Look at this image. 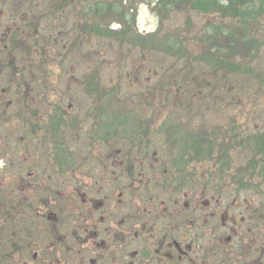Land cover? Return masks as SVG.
I'll return each instance as SVG.
<instances>
[{
  "label": "rangeland",
  "instance_id": "374dc122",
  "mask_svg": "<svg viewBox=\"0 0 264 264\" xmlns=\"http://www.w3.org/2000/svg\"><path fill=\"white\" fill-rule=\"evenodd\" d=\"M25 1L0 0V32L7 22L4 29L9 34L18 32L17 16L30 7V1L24 5ZM49 1L54 6L67 3L66 18L60 13L46 16ZM104 1L36 0L46 10L39 9L35 16L49 19L36 18L29 32V23L21 30L22 35H36L26 40V47L13 50L19 54L16 65L22 68L19 89L12 68L6 67L4 75L0 71V108L5 114L0 119V240L8 255L0 264H128L130 247L136 253L134 264H160L158 256L163 253L156 246L158 227L163 224L159 218L147 223L149 258L156 260L141 262V240L133 247L125 245L130 211L151 210L150 203L156 202L153 214L178 211L177 217L184 220L189 214L198 216L207 200L208 214L214 217L200 230L192 225L191 240L177 232L189 260L184 256L177 263L170 254L166 264H264L260 171L252 172L259 174L247 190L237 192V184L226 187L250 159L234 148L225 182L214 178L223 169L216 152L228 155V140L238 145L244 137L264 133V9L251 8L252 14L233 19L216 9L212 12L206 3L204 9H192L184 1L186 5L178 10L183 0H174L173 10L160 20L155 6L138 3L126 11L134 17L130 28L140 38L137 44L134 39L127 43L123 37L114 40L87 31L92 24L121 30L111 16L102 19ZM229 28L238 36L237 46L228 36ZM153 34L154 42L146 49L142 39ZM246 38L252 41L250 51H246ZM11 40L6 36L0 48L10 50ZM220 48L223 52H217ZM230 48H234L233 60L226 57ZM230 61L231 67L222 65ZM18 126L29 131L23 133ZM199 133L207 134L198 149ZM45 137L51 146L50 160L43 148L32 145ZM184 147L188 154L180 172L183 179L172 182L174 188L180 185L177 194L152 202L158 193L155 188L176 173L173 160L180 163ZM209 150L215 152L210 159L206 158ZM130 163H134V180L127 176ZM163 170L171 172L163 174ZM4 200L17 205H5ZM26 205L38 219L22 213L7 217ZM47 223L55 228V238ZM66 227L70 232L78 228V241L73 232L65 237ZM12 230L16 231L11 234ZM93 230L96 237L90 234Z\"/></svg>",
  "mask_w": 264,
  "mask_h": 264
},
{
  "label": "trees",
  "instance_id": "16d2710c",
  "mask_svg": "<svg viewBox=\"0 0 264 264\" xmlns=\"http://www.w3.org/2000/svg\"><path fill=\"white\" fill-rule=\"evenodd\" d=\"M22 2V0H20ZM30 1V7L26 11L25 13H20V17L19 21L20 22L18 25V32L17 33H13L11 35V33L9 34V32L5 30V37L6 36H11L12 40H11V44H10V50H16L20 47H26L27 45H25L26 40L27 39H31L33 38L34 34H29V35H25V33L22 35V28H24L23 26H26V31L29 32L31 30V28L33 27V25L36 23V18L37 20H41L43 19L44 21H46L48 18H44L43 17H36L34 12H39V9H43L46 10L45 8H42L43 6H46L44 3H36L34 0H29ZM73 0H64V2H72ZM189 2L188 5L190 8H196V9H204L206 6H204V4L206 3L209 7V10H218L217 13H221V15H229L231 18H240L243 17L244 15L247 14H252L251 13V8L252 10H263L264 9V2L262 0H183L182 2L179 3V6H176V9L181 10L182 5L186 3L184 2ZM144 2H148L149 4H152L155 10V14H157L158 18H160L163 15H166V13L168 11L173 10V3L175 2L174 0H107L104 1L103 3H101L102 5H104L102 12H101V16L102 19L104 17H109L110 19H115L116 21L119 22V26H121V30L119 31H112L109 26L104 28L105 25H102V28H99L100 26L92 24L90 25V27L88 26L87 31H93L97 36H103L106 38H110V39H114L117 40V38L119 37H123L124 40L129 43L128 39H134L135 43L139 44L140 38L136 35V33H134V29L130 28V24L134 23V17L133 16H129L128 13H126L127 10L132 11L133 7L135 5H137L138 3H144ZM20 3V2H18ZM27 0L24 2V5H26ZM67 3H61L58 6H54V4L49 1L47 4V12L43 11L41 12V16L46 12V16L48 15H52L53 17H55V15L57 13H60L61 16H63L64 18H66V11L65 10ZM128 6V7H127ZM25 7V6H23ZM168 7L171 8L170 10H168ZM188 6L184 7L185 9L189 8ZM257 7V8H256ZM189 8V9H190ZM86 11H91L89 9H86ZM213 12V11H212ZM249 12V13H248ZM68 15V14H67ZM17 18V17H16ZM9 21V20H8ZM9 23V22H7ZM7 23L5 24V26L7 25ZM219 33H222V31H219ZM218 33V34H219ZM228 36L230 38L233 39V43L238 44L239 41H237L238 36L236 35V33L233 31V29L230 30L229 28V33ZM146 37V36H145ZM154 34L153 35H147V39L143 38L142 41H144L145 45H146V49L147 46L150 43H153L154 41ZM236 37V38H235ZM217 36L215 37L214 35H212V39H216ZM244 38H241V40H243ZM252 41H248V39L246 38V42H245V47L247 46L248 48H246V51H250L252 49L249 48V44ZM235 46V47H236ZM5 47V46H4ZM178 48V47H177ZM234 49V48H233ZM232 48L229 49L230 52L228 56V59L233 60L231 57L234 54ZM217 52H223V49H217ZM27 51L30 52V50L27 49ZM166 51V50H165ZM233 52V53H232ZM222 61V60H221ZM231 61L229 62V64L227 62L222 63L223 66H227L229 65V67H231ZM241 64V63H239ZM53 127L55 126L54 124H52ZM200 135H198V138H196L195 141V145L198 147V149L200 148V143L201 141L204 139V135L202 133H199ZM211 138V137H210ZM211 142V141H210ZM228 145L226 147L227 151H230V153L227 155L225 154V152L223 154H221L219 151H217V159L219 160V162L221 163V165L223 166V169H219L218 173H219V177L218 179L215 177L216 173L214 175V178L217 180V182H225V177L226 176V171L225 168H229L231 166V159H230V154H231V150H233L234 148H238L240 151L244 152L245 155H248L249 157L247 159H249L248 161V165L246 167H241L240 168V174L239 176H232V178L230 179V183L228 181V183L225 185L226 187H229L231 185H235L237 184L239 189H236L237 192L242 191V190H247L250 187V180L252 179V177L254 175H258L259 173H261L259 176V178L264 181V133L261 134H257L255 136L252 137H247L239 142L238 145H234V142L232 140H228ZM199 143V146H198ZM212 147L216 150L218 149V147H216L214 142H211ZM187 149L184 147L183 148V156H181V161L179 164H175L177 161L173 160V166H176V174H180L181 171H183L184 165L186 163L185 157H186V153L188 154V151H186ZM215 153L214 150H209L208 156H206V158L208 157V159H210L211 155ZM196 157V156H195ZM182 168V169H181ZM256 169H258L260 172L259 173H254L252 174V172H255ZM198 171V170H197ZM201 173H197V178L199 179L200 177L198 175H200ZM208 175H210V173H208ZM194 176V175H193ZM209 177V176H208ZM236 177V178H235ZM235 178V179H234ZM237 179V180H236ZM236 182V183H233ZM221 185V183H220ZM219 185V186H220ZM222 186V185H221ZM223 187V186H222Z\"/></svg>",
  "mask_w": 264,
  "mask_h": 264
},
{
  "label": "flooded vegetation",
  "instance_id": "af4514ba",
  "mask_svg": "<svg viewBox=\"0 0 264 264\" xmlns=\"http://www.w3.org/2000/svg\"><path fill=\"white\" fill-rule=\"evenodd\" d=\"M17 17H20V16H17ZM4 26H5L4 24L1 26V30H2L0 32V41L1 42L4 41V39H5ZM6 31L9 32L10 30L7 29ZM0 57H1V59H0V68H1L0 71H1V73H3V70L6 67L12 68L15 71V73L11 74V77H12V80L13 79L15 80V88H16V90L19 89V87H18V83L19 82H17V79L20 80V82H21L20 74H21L22 68L21 67L19 68L16 65V59H15V58H18L19 57V54L17 55L15 51L6 50L5 47H3V48H0ZM17 70H18V74H17ZM15 74H17V75H15ZM3 75H4V73H3ZM4 78H5V76H4ZM7 90H9V89H7ZM2 94L3 93L0 92V103L2 102V97H1ZM0 106H1V104H0ZM4 107L6 108V106H4ZM0 109H1V111H0V119H3L4 116H5V114H4V108L2 107ZM30 127H32V126L30 125ZM18 128H20L23 133H27L26 131H29V130H26L22 126H18ZM48 141L49 140L46 137L43 138V140L42 139H36V140H34V142H32V145L34 146V148H36V147L43 148L46 151L44 153V155L46 156L47 160H50L52 158V152H49V148H51V146H50V144H47ZM128 166L129 167L127 168V176L129 177V179L134 180L136 178V177L134 178V172H133L134 163H130ZM161 172L163 174H169L171 171L167 172V170H163ZM171 179H173V181H171ZM171 179L170 178H167L166 181H164V182L161 183L162 186L160 188L159 187L158 188L157 187L155 188L158 191V193L156 194V196H155V198L153 200L150 199L152 202H155L157 199H159V196H161L162 198H164V195L165 194H167V195H170V194H174L175 195V194H177L176 189L178 187H180V185H177L174 188L172 186V182H175L176 183L180 179H183V178L180 177V174H176L175 173L174 176ZM190 180H191V183L192 184L195 183L194 182L195 180L193 181L192 178ZM166 182H167V184H166ZM32 186L36 187L35 184H33ZM50 191H52V187H51ZM148 192H149V189H148ZM4 193H6V192H4ZM6 194H8V193H6ZM10 194H11V192H10ZM132 194L134 195V193H132ZM171 196H173V195H171ZM22 199L25 200V197L22 196ZM90 200H92V199H90ZM207 201L208 202H206V203L204 202L203 205H202L205 208L204 210L206 211V213L203 210L202 212H200V214L198 216L193 215V214H189V216H185L186 218L184 220H180V218H178V217H180V212L178 213V211H177L178 214L176 213V214L173 215L171 213V211L167 212L166 209H164L160 214H158V212H155L153 214V212L155 211V207L154 206H157L156 202L155 203H150L151 206L153 207V208H151V210L147 209L145 211H143V210H140L139 211V210L132 209L130 211L129 216H128V222H127L128 225H127V230H126L127 240L125 242V245L130 244L133 247V243H135L137 239H140L141 241L140 240L139 241L141 242V248H142L141 251L143 252V254H142V258L139 257L138 260L141 261V262L144 261V260H148L149 261V259H151L152 261L156 260V257L149 258V249H150V246H149V244L146 241V236H147V234L150 233L149 232V229H151L150 227L147 226V223L150 222V219L152 220L153 223H155V221H157V218H159L160 221H161V223L163 225L160 226V227H158V230H160V232H158V235L160 234V240L158 241L159 244H158V246H156V248H157L158 253H159V250H161L160 253H163V254L162 255L159 254V256H158L159 257L158 262L160 264H166V263H168L171 260V256H172L170 254H173L174 258H176V260H177L176 262L178 263L181 259L184 258V256L187 255L186 252H182V248H181L182 241H181V235H180V233H183L184 232V235L183 236H186V238H184V239L191 240L192 237H193V233L190 232V230H191L190 227L193 225L197 230H200L202 228L201 225H204V226L206 225L205 224V221H207L208 219L214 217V214L213 213L208 214V210H209V207H208L209 200H207ZM3 202H5V205L6 204H15L11 200H6V201L4 200ZM20 203H23V202H20ZM43 204H46V203H43ZM148 204H149V202H148ZM15 205H17V203ZM45 207H48V206H45ZM63 207L64 206L62 205L61 206V209H63ZM25 210H27V212ZM29 210H30L29 209V206L26 205V208L25 207H22V210H21L22 212L19 209H18V211H17V209H15L12 213H10L9 215H7V217H14L17 214L22 213L23 214L22 216H25V214H28L31 218L38 219L36 216H32V213ZM63 212H65V211H63ZM66 212H69V211H66ZM61 213H62V211H61ZM150 214H153L152 218L150 217ZM177 215H178V217H177ZM202 215H205L206 220H204V217ZM188 219H189V221L187 222ZM185 220H186L187 223H189V225L186 226V227H185V225H183L184 222H185ZM137 222L140 223V224H142V225L140 227L135 226L134 224H137ZM233 223H230L229 224L230 227H231V229H232V231L235 230V226L232 225ZM27 226L30 228L29 232H31V229H32L31 225L29 224ZM33 226H34V228H36V223L34 222V220H33ZM80 226L81 225H79V228H80ZM225 226L226 225H223L222 227L224 228ZM146 227H147V231L146 232H143V231L146 230ZM11 229H13V227ZM17 229H18V227H17ZM46 229H50L49 234L51 233V238H55V228L53 226H51L50 223H47L46 224ZM1 231L2 230H0V239H2V237H1ZM15 231L16 230H12L11 231V234H13V232H15ZM178 231L180 233L177 235V232ZM187 231L191 233V236H188ZM68 232H70V228L69 227H66L65 228V233H64L65 237H66V234ZM71 232H73V235L75 237V241H78V238H77L78 228H77V231H71ZM71 232L69 233V235L72 234ZM18 233H19V230H18ZM139 233L141 234L140 236L138 235ZM144 233L146 234V236L144 235ZM90 234L93 235L94 237L97 236V232L94 231V230L91 231ZM36 235H35V237H36ZM86 239H87V234H86ZM149 239H150V237H149ZM101 242L102 241L100 239L99 245H101ZM2 243L3 242L0 240V252L2 253V257H1V260H0L1 262L5 261V256L8 257L7 253L4 250V247L2 246ZM10 243H12V242L10 241ZM73 244H75V243H73ZM129 249L131 251L130 252L128 251V255L130 256V261L128 262V264H134L133 261L135 259V254L136 253L133 252V250L131 249V247ZM44 251H45V249H44ZM44 251H42V252H44ZM165 252H166V254H164ZM192 254H193L192 256L194 257L195 256L194 250L192 251ZM165 256H166V259H167L166 262H165V258H164ZM188 258L189 257L186 256V259L185 260H187ZM203 261L206 262L205 259Z\"/></svg>",
  "mask_w": 264,
  "mask_h": 264
}]
</instances>
